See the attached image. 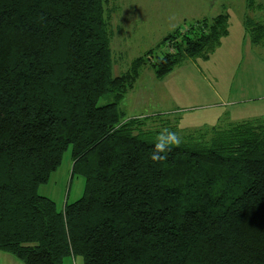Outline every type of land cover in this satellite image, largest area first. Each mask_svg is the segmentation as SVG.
I'll list each match as a JSON object with an SVG mask.
<instances>
[{"label":"trees","instance_id":"obj_1","mask_svg":"<svg viewBox=\"0 0 264 264\" xmlns=\"http://www.w3.org/2000/svg\"><path fill=\"white\" fill-rule=\"evenodd\" d=\"M107 5L0 0V253L22 264H264V117L224 113L180 129L120 108L145 67L162 80L208 60L229 36L226 9L175 28L113 76ZM245 8V38L263 48L264 2ZM165 128L183 142L153 163ZM68 148L71 178L85 185L58 209L37 191Z\"/></svg>","mask_w":264,"mask_h":264},{"label":"rangeland","instance_id":"obj_2","mask_svg":"<svg viewBox=\"0 0 264 264\" xmlns=\"http://www.w3.org/2000/svg\"><path fill=\"white\" fill-rule=\"evenodd\" d=\"M107 1L113 76L126 71L132 60L154 48L175 28L215 17L223 12L222 5L229 14V36L221 40L208 60L188 59L162 80L156 79L148 66L144 68L120 103L125 119L164 114L171 120L177 118L180 129H199L216 125L224 113L229 114L231 121L264 117V47L251 46L245 38V0ZM167 50V46H162L156 54ZM108 102L110 96L101 98L98 105ZM71 166L68 148L60 166L37 191L50 198L58 209L78 200L83 193L84 179L78 174L71 178ZM66 264L83 263L76 258Z\"/></svg>","mask_w":264,"mask_h":264},{"label":"clouds","instance_id":"obj_3","mask_svg":"<svg viewBox=\"0 0 264 264\" xmlns=\"http://www.w3.org/2000/svg\"><path fill=\"white\" fill-rule=\"evenodd\" d=\"M183 142V138L176 132H172L169 129H163L156 137V143L154 144V150L150 156L153 163H160L167 159V153L172 150L173 147H178Z\"/></svg>","mask_w":264,"mask_h":264},{"label":"crops","instance_id":"obj_4","mask_svg":"<svg viewBox=\"0 0 264 264\" xmlns=\"http://www.w3.org/2000/svg\"><path fill=\"white\" fill-rule=\"evenodd\" d=\"M264 2V1H263ZM222 8H226L224 5H222V7H221V9ZM244 8H245V4H244ZM246 9V12H247V8H245ZM223 10V9H222ZM246 12L242 15L243 16V21H244V19H245V16L246 15H249V13H247L246 14ZM252 15V14H251ZM251 15H249V16H251ZM243 23V22H242ZM243 25V24H242ZM245 32V31H244ZM0 264H15V262H13L12 261V259H11V256H9V255H6V254H4V253H0Z\"/></svg>","mask_w":264,"mask_h":264}]
</instances>
